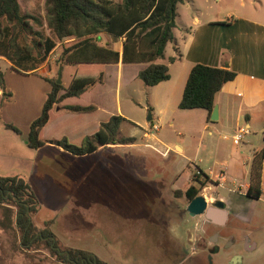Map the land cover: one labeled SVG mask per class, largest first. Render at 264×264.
Wrapping results in <instances>:
<instances>
[{"label": "rangeland", "instance_id": "rangeland-1", "mask_svg": "<svg viewBox=\"0 0 264 264\" xmlns=\"http://www.w3.org/2000/svg\"><path fill=\"white\" fill-rule=\"evenodd\" d=\"M19 2L30 14L43 19V0ZM184 3H191V7L180 6L176 35L183 24L190 26L187 7L193 14H199L201 20L225 11L246 14L251 7H264V0H184ZM240 3L243 9H238ZM167 49L169 52L170 47ZM53 59L43 64L45 69L52 68L50 77L45 79L56 77L59 67L57 57ZM64 69L60 80L67 86L72 66ZM111 70H107L99 91L101 96L104 93L107 96V111L117 115L119 107V114L129 121L120 123L119 132L121 137L133 138V143L109 145L99 148L94 155L75 160L69 156L46 155L47 149L44 152L29 149L20 135L0 127V176H19L27 182L38 203L37 213L31 215L34 227L41 229L44 221L51 220L48 227L60 249L83 250L105 264H233L235 256L236 264H264L261 243L257 249L246 247L247 235L252 230L247 224L246 211L253 207L264 210V204L239 198L231 193L230 185L215 188L198 174L199 168L216 173L220 167L215 155L208 154L210 143H205V135L202 146H198L202 122L198 113L202 115L203 111L191 110V118H178L192 130L186 131L188 145L179 154L174 144L179 142L175 131L155 120L160 116L165 90L161 86L146 88L136 80L116 91L115 73ZM171 72L173 75V68ZM3 82L6 92L14 97L17 93L23 96L22 91L28 88L38 94L30 80L13 72H7ZM91 100L85 95L80 102L88 104ZM9 101L8 97L1 102L0 95V110L2 106L6 109L4 115L0 112V124L9 122L23 132L31 113L16 110L15 98L6 108ZM169 109L164 119L173 109L179 111L171 104ZM148 114L153 116L151 122L160 126V132L147 134ZM68 117L52 134H64L71 145L78 146L83 133L72 132L76 126L70 124ZM261 130L263 124H257L251 132L258 135ZM223 135L217 137L219 140L215 137L213 142L228 141L223 140ZM197 147L199 154L193 161ZM191 185L199 189L198 195L208 205L217 200L226 203L228 218L223 226L205 222L204 232L198 231H202V216L185 213L188 201L175 194ZM14 215L11 202L0 205V264H61L44 240L21 244V231L14 225ZM197 234L199 240L194 239Z\"/></svg>", "mask_w": 264, "mask_h": 264}, {"label": "trees", "instance_id": "trees-1", "mask_svg": "<svg viewBox=\"0 0 264 264\" xmlns=\"http://www.w3.org/2000/svg\"><path fill=\"white\" fill-rule=\"evenodd\" d=\"M182 0H43V19L22 10L18 0H0V56L14 62L18 70L32 72L42 66L49 53L58 44L60 54L57 67L77 66L67 87L56 84V77L44 80L49 91L39 115L30 123L26 135V146L38 150L45 145L41 130L51 120V110L58 106L71 113H89L92 105H63L71 98H79L89 87L100 83L103 67L108 64H143L138 73L144 87L150 88L169 79L168 67L158 63L164 59L167 44L174 41L173 29L177 6ZM48 32L45 35L41 31ZM101 34L122 39L121 51L105 45ZM175 58L168 57L167 62ZM19 72V71H18ZM33 74V73H32ZM264 74V62H263ZM57 75V74H56ZM235 77V73L224 68L195 64L190 69L177 108L180 110L202 109L209 121L214 107V96L222 86ZM0 88L4 89L0 77ZM2 92L1 102L9 97ZM126 121L114 115L102 123L80 146H74L65 138L51 141L72 157L95 153L99 147L123 145L134 142L133 138L121 137L119 125ZM128 122V121H127ZM131 124V123H130ZM6 130L16 135L20 131L12 124H4ZM264 150L254 153L249 163L246 196L258 199L261 195V170ZM198 174H201L200 171ZM202 175V174H201ZM198 188L189 186L185 191H175L187 201L198 195ZM11 202L15 207L14 225L21 231V244L44 240L61 264H105L86 251L60 249L49 230L51 220L44 221L41 229L31 222L37 213L38 203L27 182L19 176H0V205Z\"/></svg>", "mask_w": 264, "mask_h": 264}, {"label": "crops", "instance_id": "crops-1", "mask_svg": "<svg viewBox=\"0 0 264 264\" xmlns=\"http://www.w3.org/2000/svg\"><path fill=\"white\" fill-rule=\"evenodd\" d=\"M18 3L22 10L30 14V12H28L29 9L26 6L21 5L19 0ZM180 6L191 7V3H184V0H182V2L178 4L175 28L173 29L174 41L167 44L164 51V59L157 61L158 63L167 65L169 79L153 86L154 88L161 86V88L165 90L164 104L159 110L160 116L155 118V120L159 123H163L169 131H175L173 133L176 134L175 138L179 142L174 144H176L177 152L182 154L184 148L188 145V142L186 141L187 139H185V133L186 131L191 133L190 131L192 130H189V127L186 124L180 123L178 118H191L192 113L190 112L192 111H180V109L177 108V104L180 100L190 69L195 64H201L209 67L224 68L234 72L235 77L233 80L226 82L220 91L214 96V106L217 108V119L215 121H211L210 117L209 121L206 119V111L202 109H194L203 111L202 115H199L198 113V116L202 120L200 126L201 129L198 133L200 137L198 146L200 144L202 146V135H205L207 138L205 143H210L208 148L206 146L208 154L215 155L218 163H220V167L216 173H213L211 170L205 172L199 167L198 168L204 179H206L209 184H213L215 188L218 186L230 185L233 187L231 193L237 195L239 198L249 201L252 200L253 202H262L264 204V158L261 170L260 188L262 193L260 197L258 199H253L247 197L245 194L248 187V170L252 155L261 149L264 150V7H262V9L251 7L246 14H237L232 10L225 11L219 15L207 18V20H201L198 16L199 14H193L190 12L189 7H187L186 11L189 16L186 15L188 16L190 26L188 27L183 24L181 32L176 35L175 30H179L177 27V20L181 17L179 13ZM243 8L244 6L240 3L238 9ZM44 34L48 35V32L44 31ZM100 38L105 45H108L115 51H121L122 39H115L106 34H101ZM168 46L170 47L169 52L167 49ZM59 54L60 47L57 44L47 56L45 63L48 61L51 62L52 60L54 61L53 58L58 57ZM168 57L175 58L174 62L168 63ZM64 68L65 66L62 67L61 73L64 72ZM76 68L77 66H72L67 86L71 83ZM144 68L145 65L143 64H122L120 61L116 64L104 65L103 77L100 83L89 87L79 98L67 99L62 103L63 105H92L95 110L89 113H71L60 109L58 106L53 107L51 110V120L41 130L42 139L45 141V145L37 151L42 149L44 152V149H47L46 151L54 153H46L45 151L44 153L46 155L50 153L58 155V157L63 156V158H68L67 156H69L70 158L79 160L80 158L94 155L98 152L99 148H104L99 147L97 151L91 155L72 157L57 146L49 144V142L59 141L62 138H65L68 143L70 142L68 137L64 136V134H60L61 136H53L52 134L62 125V123H65V118L70 115V117H68L69 122L71 121L70 124H75L76 126L73 128L72 132L83 133L78 145L80 146L86 137H90L98 130L102 123L107 122L111 116H114L111 112L107 111V96H105V93L101 96L99 91L100 88L103 87L104 76L107 70L113 69L111 72L112 74L115 73L114 82L117 91L122 85L128 86L132 82L136 80L138 81V73ZM171 68H173V75ZM9 71L15 73L17 76L30 80L34 84V88L38 89V94L36 91L34 92L28 88L27 90L22 91L24 92L23 96L21 94L18 95L17 93L15 97L8 92L10 95V101L5 104L6 108L8 106L10 107L11 104H13L11 101L15 98L18 100L13 106L18 107L16 110L21 109L24 114L31 113V115L28 116L29 120L27 123V129L22 132L17 127L21 133L20 137L26 144V135L29 125L39 115L41 106L45 100L47 92L49 91V85L44 78L50 77L52 68L47 67L45 69L44 65H42L32 72H24V70H18L14 62L10 59L0 56V77L2 81L5 79L6 74ZM172 80L173 83L171 82ZM2 92H6L5 87L4 89L0 88V95ZM85 95H88L93 99L91 102H88V104H82L80 102L81 98ZM99 99L102 101L100 102ZM170 104L172 106L174 105L179 111H175V113V109H173V111H170L171 115L164 119ZM117 109V116L124 118L122 114H119L120 108L117 107ZM1 110L3 112L2 115H4V111H6L5 107L2 106ZM149 115L150 124L148 125V129L150 130L152 126H156L157 130L155 132H160V126L152 123L153 116L151 114ZM124 119L128 121L126 118ZM4 124L10 123L4 122L2 125L0 124V127H2L3 130H6ZM257 124H263V130L258 131V135L255 134V132H251L253 126ZM245 127L248 128V134L244 135L239 143H233L231 135L238 129ZM222 133H224V135ZM219 135H223V140L228 141L214 143L213 139L215 137L217 138ZM218 138H220V136ZM198 154L197 147L193 161H195V156L197 157ZM189 159L190 158L188 157L187 160ZM200 160L201 159L197 160V163H200ZM221 169L225 171V176L223 182L220 183L217 182V177L218 172ZM224 204L227 220L228 206L226 203ZM200 216H202L200 219V227H202V231H198L202 233L206 228L204 224L208 221L203 215ZM246 217L248 226L252 228L247 235L246 246L250 249H257L261 243L262 250H260V252L262 253V260L264 263V210H256L254 207L247 209ZM226 220L224 224L226 223ZM210 224L213 225L212 223ZM194 239L199 240V234H197Z\"/></svg>", "mask_w": 264, "mask_h": 264}, {"label": "water", "instance_id": "water-1", "mask_svg": "<svg viewBox=\"0 0 264 264\" xmlns=\"http://www.w3.org/2000/svg\"><path fill=\"white\" fill-rule=\"evenodd\" d=\"M61 70H62V67L59 66L57 75H56V84L61 83V80H60ZM216 119H217V108L216 106H214L210 114V120L215 121ZM147 121H150L149 114L147 116ZM224 209H225V206L222 201L217 200L214 203H212V205H208L204 197L198 195L195 198L188 201L185 211L189 216L203 215L204 218L208 222L216 226H221L224 224L226 220V212ZM237 261H238V257L237 256L233 257L232 263L236 264Z\"/></svg>", "mask_w": 264, "mask_h": 264}, {"label": "built area", "instance_id": "built-area-1", "mask_svg": "<svg viewBox=\"0 0 264 264\" xmlns=\"http://www.w3.org/2000/svg\"><path fill=\"white\" fill-rule=\"evenodd\" d=\"M157 130L156 126H152L151 129L149 130L148 134L155 132ZM248 134V128H242V129H238L236 132H234L231 135V139L233 141V143L237 144L241 141V139L243 138L244 135ZM224 176H225V171L223 169L219 170L218 172V177H217V182H223L224 180Z\"/></svg>", "mask_w": 264, "mask_h": 264}, {"label": "flooded vegetation", "instance_id": "flooded-vegetation-1", "mask_svg": "<svg viewBox=\"0 0 264 264\" xmlns=\"http://www.w3.org/2000/svg\"><path fill=\"white\" fill-rule=\"evenodd\" d=\"M250 249V248H249ZM211 251V249H209V252ZM212 252V251H211Z\"/></svg>", "mask_w": 264, "mask_h": 264}]
</instances>
